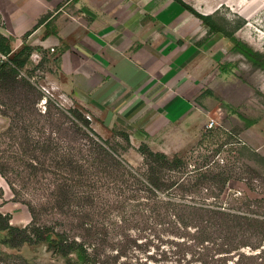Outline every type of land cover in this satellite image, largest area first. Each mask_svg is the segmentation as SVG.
<instances>
[{
    "label": "rangeland",
    "instance_id": "rangeland-1",
    "mask_svg": "<svg viewBox=\"0 0 264 264\" xmlns=\"http://www.w3.org/2000/svg\"><path fill=\"white\" fill-rule=\"evenodd\" d=\"M183 1L212 14L237 39L264 53V0ZM159 14L172 16L168 26L159 22ZM132 18L141 20L147 44L140 41L146 37L122 34ZM113 22L121 29L117 36L111 33ZM161 26L169 28L170 36L165 31L157 35ZM28 30L32 32L27 36ZM0 31L10 36L14 49L25 43L33 47L21 71L35 88L21 85L0 93V101L6 103L1 107L7 113L0 111V163L13 182L0 172V211L12 224L49 225L67 231L86 240L105 264H237V253L227 261L221 252L225 249L219 246L220 236H215L216 244L205 248L193 239L194 229L188 231L180 224V213L186 214L180 202L194 187L181 190L174 185L157 191L142 177L137 182L131 175L119 178L105 170L93 171L90 137L97 136L92 132L88 137L74 136L66 112L59 108L84 110L108 147L135 171L143 172L145 159L140 144L135 145L131 137L134 129L106 117L111 104H100L102 99L97 100L91 91L85 95L92 84L83 73L97 70L100 51L111 44H126L128 52L148 46L161 58L155 59L162 64L160 73H165L160 74L161 86H171L192 109L182 122L169 127L163 124L153 135L145 133V141L156 151L182 156L187 169L198 175L207 168L225 171V187L204 182L196 188V201L240 207L247 211L245 215L264 219V69L235 50L230 37L212 31L174 0H0ZM16 95H46L37 104L42 111L47 99L53 101L56 145L50 152L33 149L32 140L23 138V127L10 131V116L15 111L24 115L33 138L39 129L50 127L35 104L21 105ZM178 107L176 111L187 108L183 98ZM34 155L39 163L32 167ZM72 159L83 166L72 168ZM186 170L169 173L168 181L182 177ZM247 198L260 201L249 203ZM242 226L249 242H264L249 223ZM6 251L12 253L2 256L7 264H66L68 259L47 240ZM243 263L264 261L254 256L244 257Z\"/></svg>",
    "mask_w": 264,
    "mask_h": 264
},
{
    "label": "trees",
    "instance_id": "trees-1",
    "mask_svg": "<svg viewBox=\"0 0 264 264\" xmlns=\"http://www.w3.org/2000/svg\"><path fill=\"white\" fill-rule=\"evenodd\" d=\"M174 1L199 16L212 31H221L230 37L235 43V50L244 54L255 66L264 69V53L254 49L248 43L237 39L234 32L222 26L212 14L201 13L183 0ZM31 32L32 30H28L26 35L28 36ZM32 51L33 47L28 43H25L19 49H14L10 36L0 31V93L17 90L21 85L35 88L33 82L27 79L21 71L28 63ZM45 96L25 95L22 97V95H16L14 98L20 100L22 102L21 105L35 104L38 115L47 118L50 123L48 131L39 129L40 133L34 138L31 137L29 123L23 120L24 115L20 111H15V115L10 116V127H12L10 131L23 127V138L26 137L27 140H32L33 149L50 152L54 148V145H56L55 138L53 137V101L50 98L47 99L48 105L45 111L37 108V104ZM4 105L6 103L4 104L0 101V111L7 114L3 107H1ZM59 111L62 113L66 112V116L70 121L69 128L74 136L81 134L88 137L89 132L97 136V138L90 137L92 141V155L90 156L92 164L90 168L93 171L99 172L105 170L108 172L107 175H113L114 177L117 175L119 178L123 175H131L137 182L141 181L142 177L150 184L152 189L157 191L174 185H177L181 190H186L189 186L194 187L195 189L190 191L192 193H187L186 191V194H190V196L183 197V201L180 202L182 211L186 212V214L180 213L179 215V222L183 225L184 229L187 228L188 231L194 229L191 234L195 236L193 239L200 240L206 248L212 246V244H216L217 240H215V236H220L221 241L219 246L225 249L221 250V252H225L224 256L227 257V261L230 259L229 255L236 253L239 255L237 264H244V257L256 256L261 262L264 261V242L256 245L249 242L250 239H247L249 236L244 235L245 227L242 226L244 223H249L257 230L256 235L258 238L264 240V219L245 215L247 211L240 207L233 209L219 204L200 203L195 200L198 197L196 188L204 182H212L214 185L222 186V188L225 187L227 178L224 177V170L214 171L212 168H207L206 171L198 175L196 171L187 169V162L182 156L176 154L171 157L163 151L152 149L147 142H143L138 149L145 159V170L141 173L137 172L133 166L126 164L121 156L108 147V141L92 127L91 119L86 115L84 110L74 106L67 109L59 108ZM253 122V120L248 119L249 124H253ZM124 134L125 138L129 141V133L125 132ZM72 154L74 157L76 156L75 153ZM35 156L31 163L32 167L39 163L37 159L38 155ZM74 162L73 159L69 162L72 168L83 166V163H76L75 165ZM250 168L252 169L253 167L250 166ZM181 169H187L185 175L182 177L178 176L172 182H169V173L181 171ZM0 172L13 184L5 167L1 163ZM13 189H15L14 185ZM91 197L92 195H89V198ZM186 198L194 200L191 201ZM247 200L249 203L260 201L259 199L252 198H247ZM37 240H47L53 244L59 253L68 258L66 264H105L104 261L97 257L95 249L90 247L86 240L73 237L67 231H59L49 225H32L30 227L14 225L10 222L9 216L0 211V264H7L3 261V255L12 254L6 251V248H20L24 244ZM244 246L249 247L252 251L247 252L242 248ZM255 249L258 250L255 251Z\"/></svg>",
    "mask_w": 264,
    "mask_h": 264
},
{
    "label": "crops",
    "instance_id": "crops-1",
    "mask_svg": "<svg viewBox=\"0 0 264 264\" xmlns=\"http://www.w3.org/2000/svg\"><path fill=\"white\" fill-rule=\"evenodd\" d=\"M171 18L172 16L168 14L167 16L160 15L158 20L163 26H168ZM130 20V27L122 29L124 30L122 34H128L130 37L136 34L139 37H146L145 29L140 24L141 20L134 18ZM111 24L112 35L121 34L119 33L121 29L115 26L116 23ZM163 26L158 29L157 35L162 36L165 31L167 36H170L169 28ZM130 41L132 43V40ZM140 41L144 45L149 42L147 37ZM122 45L111 44L109 49L100 51V58L96 62L97 70L91 74L83 73L85 79L88 82L91 81L92 84L85 95H90L91 91L94 95H98L97 100L102 99L99 101L100 104H111L112 109H108L106 117L111 116L116 121L119 119L127 127L133 128L134 130H131L134 131L131 132L133 142L135 145H141L147 141L145 133L153 135L162 130L163 124L169 127L182 122L190 113L192 106H189L185 97L171 89V86L168 89L161 86L159 80L162 81L163 77L160 75L163 73H160L162 64L155 61L159 56L157 57L148 50V46L128 52L125 49L126 44ZM98 46L103 47V44H98ZM154 67L159 68L156 70ZM158 70L159 75L156 74ZM181 98L186 102L187 108L176 111V109L179 110L178 101Z\"/></svg>",
    "mask_w": 264,
    "mask_h": 264
},
{
    "label": "built area",
    "instance_id": "built-area-1",
    "mask_svg": "<svg viewBox=\"0 0 264 264\" xmlns=\"http://www.w3.org/2000/svg\"><path fill=\"white\" fill-rule=\"evenodd\" d=\"M213 125V121L208 123V126L211 127Z\"/></svg>",
    "mask_w": 264,
    "mask_h": 264
}]
</instances>
